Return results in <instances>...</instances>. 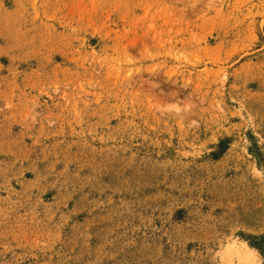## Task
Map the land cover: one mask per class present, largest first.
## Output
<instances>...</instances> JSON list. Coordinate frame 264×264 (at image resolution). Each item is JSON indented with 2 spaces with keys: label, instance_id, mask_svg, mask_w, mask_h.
I'll list each match as a JSON object with an SVG mask.
<instances>
[{
  "label": "rangeland",
  "instance_id": "374dc122",
  "mask_svg": "<svg viewBox=\"0 0 264 264\" xmlns=\"http://www.w3.org/2000/svg\"><path fill=\"white\" fill-rule=\"evenodd\" d=\"M0 264H264V0H0Z\"/></svg>",
  "mask_w": 264,
  "mask_h": 264
}]
</instances>
